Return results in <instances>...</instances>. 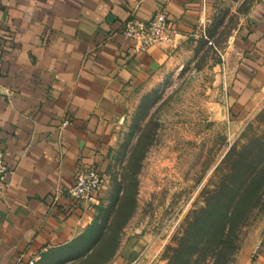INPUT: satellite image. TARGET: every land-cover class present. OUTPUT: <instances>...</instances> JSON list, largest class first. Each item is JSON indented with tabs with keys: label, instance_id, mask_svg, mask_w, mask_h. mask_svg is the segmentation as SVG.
I'll return each mask as SVG.
<instances>
[{
	"label": "crops",
	"instance_id": "1",
	"mask_svg": "<svg viewBox=\"0 0 264 264\" xmlns=\"http://www.w3.org/2000/svg\"><path fill=\"white\" fill-rule=\"evenodd\" d=\"M216 1L0 0V145L14 170L0 180V264L83 248L99 191L84 209L64 190L80 166L110 169L129 114L180 69ZM160 9L171 41L138 51L124 22L149 20ZM232 43L238 63L230 91L248 100L264 84V0L254 1ZM252 264H264V238Z\"/></svg>",
	"mask_w": 264,
	"mask_h": 264
},
{
	"label": "rangeland",
	"instance_id": "2",
	"mask_svg": "<svg viewBox=\"0 0 264 264\" xmlns=\"http://www.w3.org/2000/svg\"><path fill=\"white\" fill-rule=\"evenodd\" d=\"M254 1H216L180 69L123 124L81 251L34 264H252L264 238V84L248 100L230 89L232 36Z\"/></svg>",
	"mask_w": 264,
	"mask_h": 264
},
{
	"label": "built area",
	"instance_id": "3",
	"mask_svg": "<svg viewBox=\"0 0 264 264\" xmlns=\"http://www.w3.org/2000/svg\"><path fill=\"white\" fill-rule=\"evenodd\" d=\"M122 32L135 41L138 51H145L152 45L170 42L172 38L168 13L164 9L157 10L146 21L134 18L126 20ZM67 124H69V120L66 119L61 126L65 127ZM12 174H14V170L6 163L5 150L0 145V180L7 181L9 175ZM104 177V173L97 168L80 166L76 172L74 183L67 187L64 193L82 204L84 209H90L96 202V194L102 188Z\"/></svg>",
	"mask_w": 264,
	"mask_h": 264
},
{
	"label": "trees",
	"instance_id": "4",
	"mask_svg": "<svg viewBox=\"0 0 264 264\" xmlns=\"http://www.w3.org/2000/svg\"><path fill=\"white\" fill-rule=\"evenodd\" d=\"M97 225V222L95 221L94 223H93V225L90 227V230H89V232L88 233H85L83 236H82V238H83V243H85V241L87 240V238L89 237V233H92L93 231H94V229H95V226ZM72 245H68V246H65V247H63V248H60V249H57V250H62V249H65V250H67V251H69L70 253H78V252H80L81 250H77L76 248L74 249L73 247H71ZM47 255V253L45 252V253H43V255L42 256H46Z\"/></svg>",
	"mask_w": 264,
	"mask_h": 264
}]
</instances>
